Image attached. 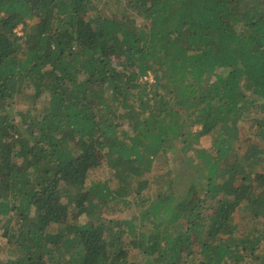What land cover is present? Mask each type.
Returning a JSON list of instances; mask_svg holds the SVG:
<instances>
[{
	"label": "trees",
	"instance_id": "trees-1",
	"mask_svg": "<svg viewBox=\"0 0 264 264\" xmlns=\"http://www.w3.org/2000/svg\"><path fill=\"white\" fill-rule=\"evenodd\" d=\"M0 264H264V0H0Z\"/></svg>",
	"mask_w": 264,
	"mask_h": 264
},
{
	"label": "rangeland",
	"instance_id": "rangeland-1",
	"mask_svg": "<svg viewBox=\"0 0 264 264\" xmlns=\"http://www.w3.org/2000/svg\"><path fill=\"white\" fill-rule=\"evenodd\" d=\"M199 128V127H198ZM115 206H116V204H114ZM113 205V206H114ZM137 208V210L139 209L138 207H136ZM125 209V208H124ZM103 212H105V213H107V214H109V215H112L113 213H115L116 211H115V209H110V208H106V209H104L103 210ZM131 212V209H129V208H126L125 210H124V213L125 214H129Z\"/></svg>",
	"mask_w": 264,
	"mask_h": 264
}]
</instances>
